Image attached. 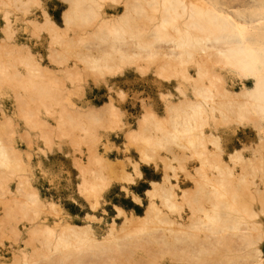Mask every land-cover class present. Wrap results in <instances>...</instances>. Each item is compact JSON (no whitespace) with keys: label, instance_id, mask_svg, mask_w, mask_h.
<instances>
[{"label":"bare ground","instance_id":"6f19581e","mask_svg":"<svg viewBox=\"0 0 264 264\" xmlns=\"http://www.w3.org/2000/svg\"><path fill=\"white\" fill-rule=\"evenodd\" d=\"M64 1L67 5L58 24L43 8V0H2L5 6L19 2L23 14L30 12V5L41 8V20L30 18L26 22L33 33H46L49 58L57 66L51 72L36 62L28 45L14 43L16 33L5 12L0 88L13 90L18 104L15 116L40 128L39 136L49 143L52 130L40 121L37 110L43 107L50 113L59 106L55 133L74 140L77 130L89 133V154L80 165V189L96 208L109 187L104 172L109 160L98 150L100 135L91 124L99 118L100 110L73 104L69 109L58 78L46 79L45 74L60 73L74 80L81 71L80 62L95 75L115 77L124 64H154L159 85L173 87V92H160L166 116L157 117L146 109L138 128L128 129L125 137L137 145L139 161L131 162L137 173L139 162L149 164L159 159L173 174L165 172L161 180L150 182L143 215L126 216L119 228L113 221L101 238L87 222L76 224L62 217L48 224L42 219L46 205L32 188L29 176L23 174L30 169L31 154L21 156L13 144L14 130H6L7 138L2 137L11 121L3 114L0 238L10 235L28 246L14 249L9 264H164V254L182 264H242L229 255L234 249L247 259L245 264H264L258 245L264 231L256 220L264 215V177L247 180L243 169L236 170L237 165L251 166L255 157L235 150L224 160L219 135L204 130L212 123L215 130L217 126L241 125L248 115H254L256 125L264 121V0ZM108 2L106 6L116 12L110 16L103 10ZM90 40L97 42L93 43L96 55L79 51L82 46L87 48ZM70 55L75 57L72 62ZM11 58L17 59L24 71L17 69ZM224 71L251 78L253 86L228 89L221 74ZM100 107L107 112L111 128L125 125L112 98ZM260 143L264 146V138ZM208 144L216 150L211 151ZM168 145L189 151V158L198 161L194 173L187 174L194 183L192 191L180 186L171 158L158 153ZM183 159L174 154L172 160ZM120 178L135 183L129 172L122 170ZM11 180L16 183L14 190L9 186ZM245 194L259 202V210L241 201ZM19 220L28 222L25 236L17 226ZM127 224L135 227L125 231ZM161 225L168 226L165 230L169 235L157 234Z\"/></svg>","mask_w":264,"mask_h":264},{"label":"rangeland","instance_id":"374dc122","mask_svg":"<svg viewBox=\"0 0 264 264\" xmlns=\"http://www.w3.org/2000/svg\"><path fill=\"white\" fill-rule=\"evenodd\" d=\"M244 1L251 3L250 0ZM107 4L110 2L104 4L105 13L108 16L116 13L110 9L109 5L106 6ZM17 5L19 2L5 6L0 0V40L5 36L1 28L5 23L4 14L8 12V18L11 20L12 28L16 33L14 43L28 45L36 62L54 72L57 66L49 58L51 52L48 49L46 33L44 31L33 33L32 28L26 22L30 18L41 20V8L30 5V12L23 14L22 8ZM66 5L64 0H43V8L58 24H61V12ZM70 33L72 34V31ZM89 42L91 43L87 44V48L82 46L79 51L96 55L98 52L93 43L97 42H92V40ZM4 59L6 58L4 57ZM10 60L15 63L17 69L24 71V66L17 59L11 58ZM74 60L75 57L70 55L69 61ZM78 63L81 71L74 80H69L60 73H47L45 75L46 79L58 78L59 88L65 97L64 103L69 109L73 104L83 109L93 106L100 110L99 118L91 121V124H93L94 132L100 135L98 150L109 160L104 171L109 180V187L104 190L100 204L96 208L91 207L90 201L80 189L82 181L80 165L85 164L89 154V133L77 130L75 131V140L55 133L59 106H55L50 113H46L43 107H39L37 110L40 121L45 122L48 128L52 130L49 134L51 140L46 143L39 136L40 128L31 127L26 124L23 118L15 116L18 113V104L14 92L10 87L3 86L0 88V120L3 119L2 115L6 114L10 116L11 121L9 126L2 131L5 132L2 137L7 138L6 132L14 130L13 144L21 156L25 158L26 152L31 154L30 169L23 174L29 176L32 188L46 205L42 219L48 224H52L62 217L71 223L82 224L87 222L92 226L96 237L101 238L113 221L117 223L119 228L126 216L131 214L143 215L145 206L149 201L146 190L150 187V182L161 180L165 172L173 174V171L166 168L165 163L159 159L149 162V164L143 161L139 162L138 172L140 173H137L131 163L139 161L137 145L134 142H129L125 137V132L128 129L138 128L139 119L146 109L154 111L157 117L166 116L165 102L160 97V92H173V87L171 85H159L155 73L156 65L154 64L148 66L141 62L124 64L122 72L117 76L103 77L95 75L93 71L86 69L82 63ZM221 74L228 89L232 91L253 86L251 78L245 79L227 71ZM109 98H112L113 103L122 112L125 125L121 128H111L107 121V112L101 107L99 108V105L104 104ZM248 117L249 119H244L241 125L217 126L215 130L212 123L211 127H205L204 130L206 133L213 131L219 135V146L222 150L221 158L224 160L227 159L229 153L235 150H240L245 157H255L253 165L238 164L236 170L243 169L247 180L258 181L261 176L264 177V146L260 143V138H264V121L261 125H256L254 115H248ZM208 147L211 151L216 150L211 144H208ZM158 153L171 158V164L175 166V173L178 176L180 186L192 191L194 183L187 174L194 173L198 161L195 158H189V151L176 145H168L165 149L158 150ZM174 154L184 158L182 162L172 160ZM122 170L129 172L135 183L128 184L122 180L120 178ZM206 172L207 174L211 173L209 169H206ZM123 185L128 187L127 190L122 187ZM9 186L13 190L15 189L14 180L9 181ZM136 199H139L142 204ZM156 200L159 201L155 197ZM241 201L256 210L260 209L259 202L253 200L249 194H245ZM49 204H53V208H50ZM2 210L0 204V214ZM118 210L122 211L121 215H118ZM88 216L94 217V219H90ZM256 220L261 223V228L264 231V215L260 214ZM17 226L22 231V235L25 236L28 222L19 220ZM134 227L133 224H127L125 231L132 230ZM167 227V225H161L157 234L160 236L169 235V232L165 230ZM119 235H122V232H119ZM258 245L261 246L264 253V238ZM19 247L28 249V246L25 247L21 240L15 241L10 235L1 237L0 264H9L14 249ZM229 255L238 258L242 264L247 262L245 257L238 256L239 252L236 249L232 250ZM162 259L164 264H182L180 261L172 259L168 254H164ZM224 264L231 263L226 262Z\"/></svg>","mask_w":264,"mask_h":264}]
</instances>
